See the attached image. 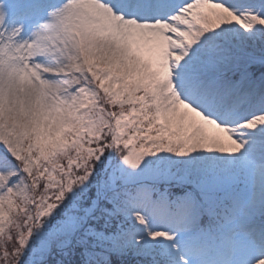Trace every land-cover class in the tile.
<instances>
[{
  "label": "snow or ice",
  "instance_id": "snow-or-ice-1",
  "mask_svg": "<svg viewBox=\"0 0 264 264\" xmlns=\"http://www.w3.org/2000/svg\"><path fill=\"white\" fill-rule=\"evenodd\" d=\"M0 264H264V0H0Z\"/></svg>",
  "mask_w": 264,
  "mask_h": 264
}]
</instances>
